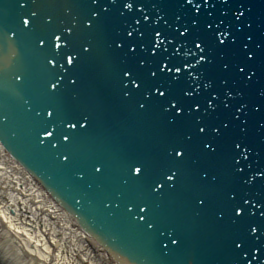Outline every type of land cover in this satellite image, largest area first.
I'll return each instance as SVG.
<instances>
[{
	"label": "water",
	"instance_id": "95a60500",
	"mask_svg": "<svg viewBox=\"0 0 264 264\" xmlns=\"http://www.w3.org/2000/svg\"><path fill=\"white\" fill-rule=\"evenodd\" d=\"M24 2L20 8L17 0H0V139L12 156L116 264H264V0ZM133 28L145 38L135 31L127 37ZM155 31L162 44L152 56ZM220 31L225 46L217 43ZM233 37L236 45L228 44ZM194 41L202 42L203 53ZM128 43L141 47L132 54ZM161 62L172 73L161 72ZM238 64L255 73L251 80ZM126 70L144 87L125 88ZM156 85L167 89L166 99L148 98ZM190 88L199 93L184 96ZM210 93L230 107L217 102L206 114ZM168 100H179L183 114L165 111ZM197 102L201 111L189 115ZM197 121L206 133L198 132ZM222 122L229 127L216 135L212 129ZM205 141L216 151L205 149ZM235 142L248 149L243 173L233 164ZM176 148L186 155H170ZM237 206L242 217L234 215Z\"/></svg>",
	"mask_w": 264,
	"mask_h": 264
},
{
	"label": "bare ground",
	"instance_id": "6f19581e",
	"mask_svg": "<svg viewBox=\"0 0 264 264\" xmlns=\"http://www.w3.org/2000/svg\"><path fill=\"white\" fill-rule=\"evenodd\" d=\"M12 154L0 139V229L2 226L8 227V232L13 233L14 240L21 247L23 244L32 246L35 251L28 252L30 256L49 244L55 249H68L71 259L80 257L83 260L77 263H120L85 231L81 223L61 208L45 187ZM0 240L8 241V238L1 236ZM2 250L0 246V264H21L16 263L11 256H6L10 254V248H6V253H2Z\"/></svg>",
	"mask_w": 264,
	"mask_h": 264
},
{
	"label": "snow or ice",
	"instance_id": "6c2138e0",
	"mask_svg": "<svg viewBox=\"0 0 264 264\" xmlns=\"http://www.w3.org/2000/svg\"><path fill=\"white\" fill-rule=\"evenodd\" d=\"M17 2L19 3V7L20 8L26 7V3L24 2V0H17ZM97 2H98V0H97ZM112 2L115 3L116 0H112ZM187 2L189 4H192V0H187ZM205 3H207V0H205ZM225 3H227V0H225ZM126 8L127 9H132L133 8V4L132 3H127L126 4ZM104 11L107 12L108 9L105 8ZM140 11L143 12V9H141ZM197 12H199V9H197ZM32 15L34 16L35 13H32ZM225 15H227V13H225ZM242 15H243V13H239L237 15V17H236L237 20H239L240 16H242ZM21 22L25 26H27L29 24V20L28 19H24L23 17H21ZM140 23H141V21L139 19H136L134 21L135 25H139ZM220 24H223V21H220ZM219 26H220L219 24L216 25L217 28H219ZM87 27L91 28L92 24H90V23L87 24ZM248 27L251 28V24H249ZM207 28L209 30H211L212 29V25L208 24ZM134 31L136 32V34H137V36L139 37L140 40H143L145 38V33L143 31H140L138 28H133V29L127 30L125 35L127 37H129V38H132L133 34H134ZM176 31L179 33V35L184 36L186 34V32H187V29L185 28L184 31H180V29L177 28ZM68 34L71 35V30L70 29L68 30ZM160 35H161V33L159 31H155L154 36H153V45L154 46L152 48L148 49V51L151 53L152 56H156L157 53H156L155 49L161 47L162 41L159 39ZM222 37H225V32L224 31H220L219 35L216 37L217 43H218L219 46H225L226 45V38H222ZM60 39H61V37L59 35L55 36V40L56 41H59ZM165 39H167V37H165ZM248 39L251 40V37H248ZM169 43H172V41L170 40ZM227 43L231 44V45H236V43H237L236 37H233L232 39L228 40ZM67 46L68 45L65 44V47H67ZM194 46H195V48L200 49L201 53L204 52V48L202 47V42L201 41H194ZM55 47L59 48L60 45L56 44ZM117 47L118 48H125V44L123 42H118L117 43ZM138 47H141V45L131 44V43L127 44V50H128L129 53H132V54H135L137 52ZM242 48H243V55L245 56V58L248 59V60H251L253 58V56H252V54H250V52L248 50V46L247 45H243ZM85 51H88V49L85 48ZM163 51L167 52V47H165L163 49ZM179 51H180L179 48H175V53H179ZM200 59L204 60V56L201 55ZM66 60H67V63L71 64L73 62V54H71V53L67 54ZM206 62H210V61H206ZM49 63H52V62L49 61ZM52 65H53V67H55V64H52ZM159 67H160V71L161 72H163L165 69H167V71L169 73H172V71H173V69L171 67H169V65L167 63H164V62H161V65ZM228 67H229L228 64L224 65L225 69H228ZM175 71H176V73H179L180 72V67H176ZM237 71L239 73H241V74H244L246 79H248V80H251L253 75H255V73L248 74L246 72L245 67L243 65H239V64L237 65ZM150 75L155 78L157 76V72L156 71H152L150 73ZM124 76L129 78L128 79V83H125V85H124L125 88L128 87V84H131L136 90H140L142 87H144V84H143L142 81H139L136 78H133V73L130 70H126L124 72ZM197 79H199V77H197ZM72 83L75 84L76 81L73 80ZM194 87L195 86H193V88ZM204 87L208 88V87H210V85L206 84V85H204ZM51 88L53 90H55L56 84L53 83L51 85ZM193 88L185 90L184 91V96L192 97L195 94L199 93V89H195V91H193ZM166 91H167V89L164 88L162 85L153 86V88L149 90L150 95L148 96V98L151 99L152 96L154 95L157 98H165L166 99ZM225 95L226 96H231V93H226ZM232 98L234 99V97H232ZM217 102L222 103L225 108L230 107L228 99L221 100V97H220L219 93H216L215 95L210 93L209 94V98L205 101V104L207 105V108L205 109V113L207 114V111L209 109H211V111L214 112L216 109L213 107V104L217 103ZM167 104H168V107H165V111H172V112H174L175 116H177V117L183 114L184 109H183V106L180 105V101L179 100H168ZM178 105H180V106L178 107ZM139 106H140V108H144L145 107V105L143 103H141ZM193 111L196 112V113H199L201 111V105H200L199 102H197L196 104L190 106V110H189L188 114L191 115ZM47 115L51 116L52 113L48 112ZM234 119L235 120H239L240 116L239 115H235ZM75 126H76L75 124H69V127L75 128ZM228 127H229L228 123L222 122L220 125L215 126L212 129V131L216 135H220L221 134V130L222 129H227ZM197 130H198L199 133L204 134V133H206L207 128H206V126L203 123H200L199 121H197ZM241 131H245V129H241ZM48 135H51V132H49ZM64 139L67 140V137L65 136ZM188 139L190 140L191 136H189ZM204 147H205V149H208V150H210L212 152L216 151L215 146L211 142L205 141ZM233 147L236 150V155H234L233 158H232L233 159V164L235 165V170L238 173H243L244 172V167L241 164V158L243 160H247L248 159V156H247L248 149H247V147H243L242 148V145L239 142H235ZM170 155H174L177 158H182V157H184L186 155V152L183 149L176 148V149H173V151H172V153H170ZM65 159H67V157H65ZM96 171L99 172L100 169L97 168ZM134 171H135L136 174H140L141 168L140 167H135ZM174 176H175V173L173 172V173L167 175L166 179L167 180H172L174 178ZM160 187H163V184H161ZM230 199L235 200L236 199L235 195H231ZM198 203L200 205H204L205 204V200L203 198H200ZM245 203H247V201H245ZM141 211H146V209L141 208ZM233 212H234V215L236 217H242V215H243V211L241 210V208L239 206L234 208ZM141 219H143V217H141ZM254 231H255V229H253V232ZM234 243H235V246L237 248L242 247V241H234ZM164 246L167 247V245H164Z\"/></svg>",
	"mask_w": 264,
	"mask_h": 264
},
{
	"label": "rangeland",
	"instance_id": "374dc122",
	"mask_svg": "<svg viewBox=\"0 0 264 264\" xmlns=\"http://www.w3.org/2000/svg\"><path fill=\"white\" fill-rule=\"evenodd\" d=\"M58 223H61V221H58ZM67 227V226H66ZM61 229V228H60ZM5 239V236L8 238V241L0 240V246H2L3 250L2 253H6V248H10V254L6 255L11 256L16 263L21 264H31V263H56V264H95V263H77L81 260L80 257L75 258V260L70 258L71 252H69L68 249H63L62 247H56L53 248L52 245L46 244L41 247L40 250H37L36 254H30L28 252L35 251V249L32 246L28 245H21L16 243V240H14L15 236L10 231L8 232V227L2 226L0 229V237ZM4 236V237H3ZM58 242H61L59 238H57ZM79 243V242H78ZM30 245V244H29ZM28 249V251L26 250ZM61 250V251H60ZM64 250V251H63ZM53 251V252H52ZM31 258V262L30 261ZM84 259V258H83ZM108 262V261H107ZM104 264V263H100ZM107 264H113V263H107Z\"/></svg>",
	"mask_w": 264,
	"mask_h": 264
}]
</instances>
